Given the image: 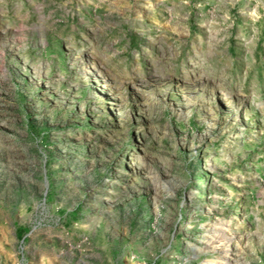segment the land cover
Wrapping results in <instances>:
<instances>
[{
    "label": "rangeland",
    "instance_id": "1",
    "mask_svg": "<svg viewBox=\"0 0 264 264\" xmlns=\"http://www.w3.org/2000/svg\"><path fill=\"white\" fill-rule=\"evenodd\" d=\"M0 264H264V0H0Z\"/></svg>",
    "mask_w": 264,
    "mask_h": 264
},
{
    "label": "bare ground",
    "instance_id": "2",
    "mask_svg": "<svg viewBox=\"0 0 264 264\" xmlns=\"http://www.w3.org/2000/svg\"><path fill=\"white\" fill-rule=\"evenodd\" d=\"M216 229L218 230V229H220V228H216ZM211 237H212V236H211ZM211 237H209V236L207 237V236H206V238H211ZM232 237H233V236H232ZM219 239H220V237H219ZM232 241H233V238H231V239L228 238V242H232ZM209 243H210V242H209ZM226 243H227V242H226ZM232 244H233V243H232ZM221 245H222V244H220L219 246H221ZM223 245H224V244H223ZM226 245H227V244H226ZM215 248H216V247H215ZM215 250H216V249H215ZM228 252L230 253V251H228ZM226 255H228V254H226ZM228 258H229V257H228Z\"/></svg>",
    "mask_w": 264,
    "mask_h": 264
}]
</instances>
